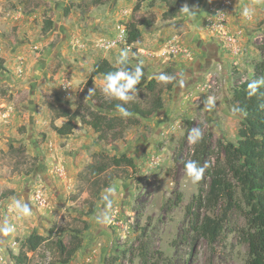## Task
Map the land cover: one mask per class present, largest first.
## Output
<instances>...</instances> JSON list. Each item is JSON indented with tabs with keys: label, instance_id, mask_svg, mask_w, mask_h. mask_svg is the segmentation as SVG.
<instances>
[{
	"label": "rangeland",
	"instance_id": "374dc122",
	"mask_svg": "<svg viewBox=\"0 0 264 264\" xmlns=\"http://www.w3.org/2000/svg\"><path fill=\"white\" fill-rule=\"evenodd\" d=\"M150 1L0 0V264H19L14 256L32 233L47 240L28 264H63L57 243L73 246L71 228L82 230V246L68 264H246L249 207L237 195L210 239L201 222L223 201L201 196L223 158L219 140L239 138L234 88L264 62V0H185L173 19L165 2ZM132 18L142 36L129 45ZM103 58L143 66L164 105L120 139L88 123L99 102L118 96L101 74L88 83ZM124 93L143 106L155 99L145 89ZM63 108L79 113L66 135L54 128L66 121L56 116ZM197 132L210 141L193 182L185 163ZM100 152L134 160L110 166L101 178L111 184L95 198L86 169Z\"/></svg>",
	"mask_w": 264,
	"mask_h": 264
},
{
	"label": "trees",
	"instance_id": "16d2710c",
	"mask_svg": "<svg viewBox=\"0 0 264 264\" xmlns=\"http://www.w3.org/2000/svg\"><path fill=\"white\" fill-rule=\"evenodd\" d=\"M161 1L168 6L163 14L167 19H173L184 11L185 0ZM156 2L157 0H151L150 6H154ZM139 9L140 5L137 4L135 11ZM139 25L140 22L135 18L126 23L129 45L141 39L142 32ZM3 62L4 60L0 58V65L3 66ZM118 73H123L124 77L117 81L115 88L123 91L128 87L145 89L155 95V99L151 106H143L137 101L121 99L119 96L99 102L98 110L92 114L88 123L96 132H108L113 139L123 138L129 127L139 124L141 119L152 117L164 107L157 90V80L150 78L140 64L135 65L122 60L118 65H113L108 59L103 58L94 65L88 83H92L94 77L101 74L109 85L108 77ZM262 81H264L263 61L255 65L253 78L235 86L233 103L244 116L239 138L236 142L223 138L219 140L223 158L218 159L217 163L209 168L211 176L209 190L205 196H201L206 204L215 205L220 200L223 201V208L218 216L206 214L201 222V233L210 239L217 238L223 232L229 213L237 206V195L249 207L247 218L250 227L244 232V239L249 246L246 264H264V82ZM254 82L258 83L253 91L249 85ZM56 116L64 117L66 121L60 126H54L55 130L61 135L72 133L79 118L78 111L71 112L63 108L57 111ZM199 133L200 135L196 134L195 137L191 161H196L203 169L210 138ZM95 157V161L87 167L86 173L92 180V195L97 198L102 189L110 186L112 179L110 176L101 178V175L112 165L118 167L131 165L134 159L126 154L110 157L104 152L96 154ZM91 207L93 210L94 204ZM77 232L80 233L82 230L74 228L69 230L73 246L65 245L63 240L57 243L60 254L64 256L60 260L63 264H68L82 246ZM46 240L47 237L44 235L30 234L22 240L20 253L14 258L19 264H28L27 253L37 251Z\"/></svg>",
	"mask_w": 264,
	"mask_h": 264
},
{
	"label": "clouds",
	"instance_id": "9594fccd",
	"mask_svg": "<svg viewBox=\"0 0 264 264\" xmlns=\"http://www.w3.org/2000/svg\"><path fill=\"white\" fill-rule=\"evenodd\" d=\"M184 11H187V9L185 8ZM245 16H247L249 13H248V10L245 9L244 13H243ZM124 77V74L123 73H118L117 75L115 76H109L108 77V80H109V85L108 87L111 88L113 90V92L119 96V98L121 99H127V97L125 96V93L123 90H120V89H117L115 88V85L117 83V81L121 78ZM264 82V81H262ZM258 82H254L252 84L249 85V88H252L253 91L255 90L256 88V84ZM130 86V84L128 85ZM200 133L197 132V136H199ZM185 168H186V174L188 177H190L192 179L193 182H196L198 181L200 178H201V175H202V172H203V169L200 168L197 164L196 161H188L186 162V165H185Z\"/></svg>",
	"mask_w": 264,
	"mask_h": 264
}]
</instances>
